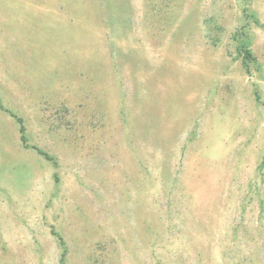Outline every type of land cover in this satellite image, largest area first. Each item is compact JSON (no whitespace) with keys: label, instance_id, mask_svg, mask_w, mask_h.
<instances>
[{"label":"rangeland","instance_id":"rangeland-1","mask_svg":"<svg viewBox=\"0 0 264 264\" xmlns=\"http://www.w3.org/2000/svg\"><path fill=\"white\" fill-rule=\"evenodd\" d=\"M55 233L65 264H264V0H0V264H60Z\"/></svg>","mask_w":264,"mask_h":264},{"label":"trees","instance_id":"trees-1","mask_svg":"<svg viewBox=\"0 0 264 264\" xmlns=\"http://www.w3.org/2000/svg\"><path fill=\"white\" fill-rule=\"evenodd\" d=\"M238 35H240L239 33H234V35H233V38L235 39V40H238ZM237 49H238V53L240 54V56H241V61H242V63H243V65L246 67V69H249L250 68V65L252 64V62H253V60L255 59V57L253 56V54H252V52L250 51V49L246 46V42H243V41H240L239 42V44H238V46H237ZM148 107V106H147ZM63 110V112L65 113H68V109L66 108V107H63L62 108ZM57 111H61V110H57ZM61 111V112H62ZM144 113H146V116H144V120L146 121V122H143V123H146V124H144L142 127L145 129V132L147 133V132H149V133H153L154 134V131L156 130V128H157V124L155 125V118H153V117H151L150 115H148L147 114V112L146 111H143ZM142 112V113H143ZM54 117H56V115L54 116ZM147 117H149V118H147ZM17 119V121L20 123V127H19V132H20V140H21V142H22V144H23V146H27V143H26V139H25V137H24V127L22 126V123H21V120H20V118H16ZM60 120V119H59ZM127 120V119H126ZM143 120V119H142ZM60 121H62V120H60ZM126 124H128V122L126 123ZM149 133L148 134H146V137H148V135H149ZM37 150V152L38 153H40V154H42V155H44V157L45 158H49V156L46 154V153H44V152H42L41 150H38V149H36ZM141 160V159H140ZM139 160V161H140ZM138 164H139V173L140 174H143V176H145V178H150L152 175H151V171L149 170H147V168L144 166V165H142V163L141 162H138ZM168 170V169H167ZM141 171V172H140ZM158 172L159 173H161V175H162V177L167 173V171H165V168H164V166H162V167H158ZM172 172V171H171ZM171 172L169 173L170 174V176H171ZM169 174H168V177H167V179L169 180V181H167L165 184H168V185H170V182L171 183H173V181H174V178H176V176H174L173 174H172V177L171 178H169ZM152 178V177H151ZM177 179V178H176ZM192 195H193V193H192ZM153 203H155V200H151L150 201V204H153ZM168 204H169V202H168ZM146 205H149V203L147 202L146 203ZM154 205V204H153ZM155 206V205H154ZM156 208H160V204H157V206H156ZM153 210H155L154 208H153ZM161 210V209H160ZM167 228H171L172 226H171V224L168 222L167 223ZM55 235H56V237H57V240H58V242H59V244H60V246L62 247V249H63V251H62V253H61V257H60V264H65V255H66V252H67V245H66V242H65V240H64V238H63V236H61L59 233H55ZM97 259V258H96Z\"/></svg>","mask_w":264,"mask_h":264}]
</instances>
